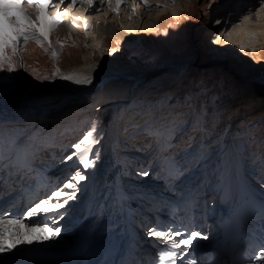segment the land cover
Listing matches in <instances>:
<instances>
[{
	"label": "rangeland",
	"instance_id": "rangeland-1",
	"mask_svg": "<svg viewBox=\"0 0 264 264\" xmlns=\"http://www.w3.org/2000/svg\"><path fill=\"white\" fill-rule=\"evenodd\" d=\"M70 3L71 0H64L63 4L60 3V0H51V4L55 5L51 7L53 10L50 9L51 14L62 18L66 12L74 14V10L83 8L87 13L86 15L90 16L96 12H103L102 10L112 8L110 18L117 21L116 17L114 18L115 9H117L114 0H110V2L109 0H92L95 7L91 11L84 7L85 3H78V0L74 5L68 6ZM224 4L225 0H122L119 6L124 7L125 10L120 12L118 19L126 18L125 12L128 10L129 18L139 20L135 29L126 31L132 35L131 38H126L121 43L119 39H112L111 42L106 41L102 49L96 48L100 52L97 53L98 51L90 52V40L84 39L83 34L73 35L69 30L56 31L53 36V43H56L60 49L58 57L51 54L53 46L51 42L49 46L50 40L43 44L34 39L29 40L27 45L19 47L14 56L9 50L8 54L15 65V71L9 72L7 66L0 70V98H18L17 96L24 94L31 84L39 85L46 82L50 85L59 80L62 73L71 71L76 67H82V64H88L91 61H102L105 58L116 61L119 59L116 58V46L120 51L121 56L119 57L122 58L120 62L128 61L136 65L131 72H128V76L146 70V76L143 77L146 87L136 90L135 97L127 104L126 108L119 111L116 117L107 115V110L111 109L110 106L115 102L113 100L98 105V109L90 110L84 119L91 121L92 125L95 124V135L101 137L106 125L110 121H117L116 118L125 119L128 116L130 118L135 114L137 116L150 115L153 107L149 105H152L156 100L155 95L169 93L165 98H171L172 101L175 100V103L180 104L179 109L182 112L178 119L180 123L189 122L195 116V122L198 124L196 131L203 126L207 128L206 137L210 142L211 151L208 150L204 153H211L215 157L216 153L222 150L227 149L226 152H229L232 139H235L236 142L252 139L263 144L264 42L261 39L258 41L247 39L244 45L241 43L233 44L228 42L229 37H226L230 29L241 22V18L235 19L238 14L239 17L242 12L251 14L257 11L263 3L261 0H227V4ZM173 5L179 7L178 14L174 13ZM33 8L34 13H36V8ZM232 12L239 13L232 16ZM223 17L225 19L228 17L227 21L230 20L229 18H234L237 23L230 25L227 29L229 22L217 23ZM78 18H82L80 14ZM121 21L115 22V25H118L116 27L119 28V31L125 32ZM217 39L219 43H216ZM30 44H35L36 47L32 48ZM21 62L24 67H20ZM155 70L162 72L150 75ZM119 75L122 76V74ZM46 76L51 77V79L45 80L44 77ZM124 100L126 98L123 99L122 103L125 102ZM171 104L172 102L167 103L165 109ZM73 112L75 113V111ZM184 113L191 115L190 119L187 118L188 116H184ZM15 120L14 123H6L0 132V136L6 135L0 143L3 148L10 144L6 137L9 136L13 139L23 137L26 131H32L36 128L33 124L38 121H34L33 118L34 122H28V124L24 122L26 121L24 118L17 117ZM49 126L47 129L53 130L57 124L50 123ZM84 134L86 132L78 135V139L69 140H72L74 144ZM178 138H181V135ZM140 148L143 147L140 146ZM105 156L108 157L110 154L108 152L100 153L102 163L105 161ZM216 158L217 156L213 160ZM205 161L212 163V158H207ZM66 163L73 166L76 163V158L74 157L71 163L70 161ZM199 165L200 160L192 165L193 170ZM61 167L60 164L58 168L60 174L68 170L67 167V170ZM78 167L82 173H89L82 169V166L79 165ZM78 167L70 168L66 173L67 175L61 177L64 179L63 183L75 173ZM78 183L79 188L76 189V193L79 191L80 194L84 190L80 185L83 181ZM65 191L71 190L65 189ZM85 195L84 193V199L79 200V202L84 205V202L90 199L91 204L93 199L90 196L85 198ZM70 203L74 204L75 202L71 200ZM70 208L71 206L66 204L62 209L68 212ZM70 211L72 212V210ZM66 215L64 213L62 220H66ZM56 223L61 228L60 235L54 239L38 241L36 237L44 235V233H25V235L36 236L33 237L32 245L34 246L43 245L49 251H69L68 241L75 239H71L72 231L68 230V227L66 228L60 219ZM51 225L50 223L47 224L48 227L53 226ZM40 226L43 227L44 224ZM23 246L18 245L17 248ZM57 246L63 247L53 249ZM15 252L16 249L13 250V253Z\"/></svg>",
	"mask_w": 264,
	"mask_h": 264
},
{
	"label": "bare ground",
	"instance_id": "bare-ground-1",
	"mask_svg": "<svg viewBox=\"0 0 264 264\" xmlns=\"http://www.w3.org/2000/svg\"><path fill=\"white\" fill-rule=\"evenodd\" d=\"M121 1L122 0H120V2ZM261 1L263 5L260 6L257 11L252 12L251 14H249V12L248 13L242 12V14L240 13L241 15L239 17V14H238L239 12L236 13L238 14V16H236L235 19L237 20L241 18L242 20L241 22H239L238 25L236 26L234 25L228 32V35L226 36L227 38L229 37L228 42L233 43V44L241 43V45H244L245 40L247 39H251L254 41H258L261 39V41L264 42V0H261ZM78 3H85L84 7L88 8L89 11H91L95 7L94 4L90 5L87 2V0H78ZM114 3H115V6H117L116 0H114ZM226 4H227V0H225L224 5ZM172 7L174 9L173 10L174 13L178 14L180 11L178 9L179 7L177 5H173ZM50 9L52 8L49 7L48 9H46V14L49 16L55 17L56 15H52L51 14L52 12ZM25 10L29 12V14L32 15L33 17H34V14L37 15V9H36V13H34L33 11L34 8L28 6L27 4L25 5ZM111 10L112 8H109L106 10H102L103 12H96L94 13V15L92 14L90 16H87L86 15L87 13H85L83 8H80V9L78 8V10H74V14H71L70 12H66L65 14H63V17L61 18L62 22L56 25L49 34L48 40H50L51 45L53 46L51 50V54L53 55V52H55L56 53L55 57L56 56L58 57L60 49L56 46V43H53V39H54L53 36L56 31H60V30H69V32L73 33V35L83 34L82 36L84 39L88 38V40H90L89 42L90 48H91L90 52L98 51L97 53H100V52L96 48L102 49L103 44L106 41L111 42L112 39L113 40L119 39L120 40L119 42L121 43L126 38L127 39L131 38L132 35L126 31L128 29H135L136 24H139L138 23L139 20L137 21L136 18L135 19L129 18L128 10L125 12V16H127L126 18L118 19L120 12L125 10L124 7L119 6V8L115 9L116 13H114V18L116 17L117 21H114L113 19L110 18L112 15ZM79 14L82 17L81 19L78 18ZM236 14L235 12L231 13L232 16L233 15L235 16ZM130 16H133V15H130ZM227 18L228 17H226L225 19L223 17V19H220L219 22L227 21ZM229 19L230 20H228L227 22H229L230 24L228 25L227 29L229 28L230 25L237 23L235 22L234 18H229ZM118 21H121L122 23L121 25H124L125 29L123 30H125V32L119 31V28L116 27L117 24L115 25V22H118ZM27 44L28 42L23 45H27ZM30 45L32 48L36 47L35 44H30ZM116 49H117L116 58L117 57L119 58L116 61L112 59L108 60L106 58L105 60L103 59L102 61L101 60L96 61V62L91 61V62H88V64H82V67H76L71 71L62 73L61 75L62 77L72 75V76H75L81 79L84 77H89L91 79V83L89 84H77L74 81L64 80L61 77L59 80L52 82L50 85L47 84L46 82H42L39 85L31 84V86L28 87L27 91L24 94L17 96L18 98H14V97L13 98L12 97L0 98V128L6 121L10 123H14V121H16L15 118L17 117L24 118L26 119V121L28 120L30 121L31 119L34 118V115H33L34 113L35 114L43 113L46 111H51L52 114L47 115L49 116V118H45L47 120V122H45L46 123L45 126H49L50 123L54 124V122L62 123L66 119L70 120L71 118H74L75 113H79L80 111H82L83 109L82 107H86V108L89 107L90 108L89 110L93 111V109L96 108L98 105L105 103L108 100H113V101L122 100L123 101V99L128 98V95L130 92L136 93V90L138 91V89L140 90L141 88L146 87L144 85L145 84L144 81H141L136 86L133 85L134 87L133 86L130 87L131 83H133L136 78L129 79L126 76H128V72H131V70L135 68L136 65L135 63H130L128 61L120 62V60L122 59L119 57L121 56L120 51H119V48L115 46V50ZM164 69L169 70L167 68H164ZM159 72H162V71L155 70L150 75L159 73ZM119 74H122V76H120ZM137 78L139 77L137 76ZM79 99H81V101H79ZM86 99L88 102L84 105V100ZM75 105H78V106L74 108ZM114 105L115 103H113L110 107L113 108ZM73 111H75V113ZM62 112L63 114H61ZM82 115H81V118L85 116V115L83 116ZM41 123L42 122H39L38 120L34 122L33 125H35L36 128H40ZM109 135L110 133L107 134V132L106 134H104L103 138L105 142L109 139ZM105 142L100 146V149L103 152L106 150ZM235 143H236L235 139H232L230 147L228 149L229 152H226V153L222 152L220 154L221 156L219 155V158L222 157L223 160L226 158V161L232 158L234 162H237L239 152L237 151L235 147ZM156 144H158V142ZM9 145L10 144H8V146L4 148V150H8ZM142 151H143V148H141L137 152L141 153ZM103 162L105 166L107 167V168L105 167L103 170V175H104L103 179L104 181H106L107 176H109L111 183H112V190L114 191L116 189L115 183L116 182L120 183L121 180L119 179L116 173V168L114 167L113 163L109 161L107 157L105 158V161ZM211 164H212L211 161L210 162L205 161L204 164L201 166V168L197 172H194L192 175H190L188 177L190 184H196L197 186H200L202 182L207 181L208 171H209V167L211 166ZM211 168H213V166ZM237 174H238V171L235 170L236 177H237ZM151 181L153 180H150V182ZM138 182L140 181L134 180V183H138ZM150 182L148 181L147 183H150ZM147 183H145L142 187L148 188L149 185ZM103 186H106V185L105 184L102 185L101 192L103 191L104 194L105 193L107 194ZM204 186L206 185L204 184ZM45 196L46 195L42 197L44 198ZM90 202H91L90 199H87V202H84V205L81 202H79L78 203L80 204L79 209H82L85 207L87 208ZM116 207L118 209H121L122 205H117ZM60 210L61 209H59V211ZM62 211L64 210L62 209ZM104 213L109 214V210H104ZM45 216H46L45 214H42L41 219L45 218ZM72 217H73L72 215L67 214L66 220ZM50 219L51 218H49L48 220ZM75 220L76 218H74V221ZM95 226H96V231L90 234L91 237L88 236L87 232L83 235L84 239L87 240V242H90V238L96 239L95 243L88 244L89 246L88 250L90 251L99 250L101 247L99 243L102 242L101 239L105 240L107 238L106 235L110 233L109 240H110L111 246L105 250V254L108 258L105 264H117L118 253L122 249L124 242L126 241V234L123 233L124 229L120 233H117L115 229H112L111 231L106 230L105 228H103L104 226H106V223L103 220H98ZM32 237H36V236L32 235ZM79 245L81 246L83 245L81 239H79V243L77 244V246ZM60 247L61 246L53 247V249L60 248ZM69 247H70L69 249L70 251L71 246L69 245ZM18 249H20V251L19 252L16 251L15 253H18V254H21V253L28 254L30 252L35 253V255L38 256L40 259L48 260V262L57 261L58 264H77V260L79 258V248L73 253H68V251L59 252L58 250L49 251L43 245H37V246L24 245L23 247H20ZM262 260H264V256L262 257ZM94 261L95 260H91V262H94Z\"/></svg>",
	"mask_w": 264,
	"mask_h": 264
},
{
	"label": "snow or ice",
	"instance_id": "snow-or-ice-1",
	"mask_svg": "<svg viewBox=\"0 0 264 264\" xmlns=\"http://www.w3.org/2000/svg\"><path fill=\"white\" fill-rule=\"evenodd\" d=\"M87 2L90 5L92 4V0H87ZM25 3L37 9L35 17L25 10ZM60 3L63 4L64 0H60ZM75 3L76 0H71L68 6ZM116 3L117 8H119L120 0H116ZM54 6L51 4V0H0V70L7 66L9 72L15 71V65L8 54L9 50H11V55L14 56L17 54L19 47L26 44L29 40L34 39L42 44L48 41L52 29L62 22L60 16L53 17L46 14V9ZM217 23L220 22L217 21ZM216 43H219L218 39ZM53 55L55 56L56 53L53 52ZM20 67H24L22 62ZM44 79L48 80L51 77L46 76ZM62 79L74 81L77 84L91 83L89 77L81 79L69 75L62 77ZM95 133L96 126L93 124L86 134L71 145L72 151L64 157L63 162L73 161L75 157L76 163L82 166V169H94L96 162L100 159V148H96L91 158L89 154L93 152V145H99L102 139ZM142 174L148 175V172L144 171ZM88 178V175L82 173L78 167L75 173L61 187L48 192L44 198L27 206L23 210V214L18 218H11L5 210H0V261L5 259L3 254L13 253L14 249L19 252L18 245L33 244V237L25 235V233H44V235L36 237L38 241L51 240L59 236L60 227L56 221L63 219L64 213L58 210L64 208L69 200L76 199V189L79 187L78 182L86 181ZM65 189L71 191H65ZM48 213H56L53 226L48 227L45 223L41 227L42 214ZM12 215L15 216V213ZM184 232V229H175L172 225H153L147 229L149 236L161 238L163 241L157 257V264H163L165 261L175 264L177 259L181 260V264H185V259L190 261V264H196L195 256L187 253V248L198 237L202 240H208L209 237L198 230H189L186 235ZM176 237H180V239L177 240ZM177 250L184 255L178 254ZM13 254L15 255V253Z\"/></svg>",
	"mask_w": 264,
	"mask_h": 264
},
{
	"label": "water",
	"instance_id": "water-1",
	"mask_svg": "<svg viewBox=\"0 0 264 264\" xmlns=\"http://www.w3.org/2000/svg\"><path fill=\"white\" fill-rule=\"evenodd\" d=\"M145 72H139V73H137V74H134V75H131V76H127L129 79H131V78H136V80H139V79H142V77H145ZM140 75H142V76H140ZM137 76L139 77V78H137Z\"/></svg>",
	"mask_w": 264,
	"mask_h": 264
}]
</instances>
